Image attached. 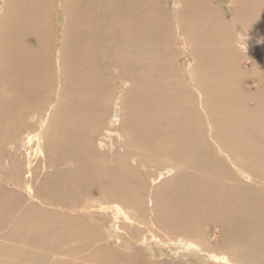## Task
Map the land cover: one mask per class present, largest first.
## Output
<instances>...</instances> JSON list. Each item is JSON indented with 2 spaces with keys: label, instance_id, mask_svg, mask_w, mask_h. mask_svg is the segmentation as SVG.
Listing matches in <instances>:
<instances>
[{
  "label": "bare ground",
  "instance_id": "bare-ground-1",
  "mask_svg": "<svg viewBox=\"0 0 264 264\" xmlns=\"http://www.w3.org/2000/svg\"><path fill=\"white\" fill-rule=\"evenodd\" d=\"M0 1V158H9L0 170V264H149L152 245L178 257L151 264H189L193 253L264 264V79L255 67L264 73V0H172L192 58L183 90L168 0ZM149 73L163 83L148 84ZM118 82L105 137L108 147L111 136L134 144L136 161L164 156L151 206L138 167L126 156L100 167L94 152ZM38 148L51 167L43 188ZM9 170L27 193L4 183ZM214 227L222 247L212 250Z\"/></svg>",
  "mask_w": 264,
  "mask_h": 264
},
{
  "label": "rangeland",
  "instance_id": "rangeland-1",
  "mask_svg": "<svg viewBox=\"0 0 264 264\" xmlns=\"http://www.w3.org/2000/svg\"><path fill=\"white\" fill-rule=\"evenodd\" d=\"M219 2H221V0ZM0 3H1V1H0ZM55 4H56V6H59V4H60L59 0H56ZM165 4H166V2H165ZM226 5H227V3L225 4L224 8L226 7ZM166 10H167L169 17L173 18V20H171L172 32L174 34V37H176L175 41H174V49L176 52L175 57H176V63L177 64H176V70H175L174 75H175V79L178 78L180 81V83L176 82V85L180 88V90H183L184 88H188V86H192L191 73L189 72L191 68L186 67V62H187L188 58H190L191 60H192V58H191V56L186 55V54H189V49L187 48V44L185 43V39H184L185 32L180 31L177 29V27H175L176 22L174 21V8L172 5V0H168V2L166 4ZM54 21H55L54 23H55L56 28H54V47H53V54L52 55L54 58H56L58 55V52H59V48H60V42L58 41V38L60 36V32H59L60 29H59L58 25L60 24V22H62V17L57 16L54 19ZM186 41L188 42L187 39H186ZM240 41L241 40H239V42ZM239 42H238V44H239ZM255 55L256 54H251L250 57H252V59H254L255 62L259 61V57H256ZM255 65H256L255 66L256 71H259V74L261 75L262 80H263L264 79V73L263 72L261 73V71H260L262 66L258 63H256ZM148 76H149L148 81H150V82H147L148 84L151 83L153 85H160L161 83H163L162 80L159 78V76H157L156 74H153V73L150 74L149 73ZM256 81H257V79L253 78L252 81L250 82L251 88L249 90L251 92L254 91V89L256 88V85H257L256 83L259 80L257 82ZM120 83L118 82V83L113 84V86L111 88V90H112L111 95H113V98L111 100V106L109 109V117H108V120L105 121L106 124L100 125V127L98 128V132L96 133L95 138H94V142L96 143V147H97V148L94 147V150H95L94 152L97 153V156H100V159H99L100 162L98 164V166H100V167L113 166L116 164V161L118 162L124 156H126V159H122V160L125 164H127L128 166H131V167H138L139 174L145 182V191H146L145 204L151 206L152 203L149 202L150 199H149L147 194H149L151 192V190L155 187V186H153V185H155V184H153L154 183L153 178L162 169H164V167L166 166V164L164 162V160H165L164 156L157 154V152L155 153L152 151H147L146 154L141 153L142 157L139 158V161H136L137 159H135V156H133V158H130V156L133 155V151H137L136 149L134 150V144H133V146L126 145L123 141V143H121L119 145L121 147L116 146V143L118 141H120V138L118 136H116L117 138L114 136V138H113L114 141H112V136H111V142H112V144H114V146L108 147L109 143L107 141V138L105 137L107 134L106 130L108 128H110L111 113L115 109H118V106H114L113 104L116 103V101H114L116 99L115 95H117L122 89L123 84H120ZM263 83H264V81H263ZM170 85L173 86V83L170 82ZM111 107H113V108H111ZM105 143H106V145H105ZM112 148L113 149L115 148L114 152H119L115 157H112V154H113L111 152ZM135 148H138V147H135ZM39 150L40 149L38 148V150L36 151V154L33 156L34 162L36 164L40 165L39 169H38L39 175H38V178L35 180V185H37V187L43 188L44 182H41V180L44 177V175L48 171L51 170V167H49L47 165L44 153H40ZM0 162H1L0 163L1 164L0 170H1L2 166L4 167V166H7L9 164L8 154H4L0 158ZM6 175L11 180L10 183L4 182V183L8 184V187L10 186L9 188H13V189L22 191V193H27L25 191V183L22 180V178L15 177L12 170H9L8 173H6ZM138 176L139 175L137 174V177ZM33 201H35V200H33ZM36 204H40V203L36 202ZM149 217H150V214L142 215L140 218V224H138V227L143 228L146 225V223L148 222L147 220ZM111 225L112 224H109V227H111ZM137 232H139L138 229H128L127 230V234H130V235L131 234L135 235ZM119 233L121 234V236L127 238V234H125L126 233L125 230H122ZM112 239H114V238H112ZM112 239H111V242L113 243V245H112L113 248L117 249L120 253H129L130 252V244L129 243H127L126 245H125V242H123V243L115 242L114 243ZM220 239H221L220 229L217 227L212 228L210 231V235H209V241L211 242L210 247L212 250L219 249L222 247ZM74 244H77V243H74ZM159 248L160 247L157 245H155V246L152 245V247L147 246L146 247L147 250H146V253H145L143 260L149 264H151V262H153L154 260H160L163 257H172L174 260H177L178 256H175V254H169L167 251L162 250L161 248H160L161 249L160 250ZM75 251H79V250H75ZM186 260H188L189 264H217V263L213 262V260H210V258H208L207 255L200 257V256H196L195 253L186 256ZM186 260H184V261L186 262ZM208 261L210 263H208Z\"/></svg>",
  "mask_w": 264,
  "mask_h": 264
}]
</instances>
